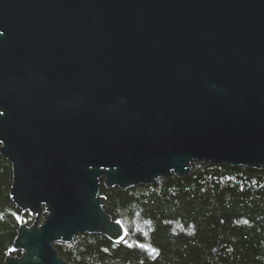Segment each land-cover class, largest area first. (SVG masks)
I'll return each instance as SVG.
<instances>
[{
	"label": "water",
	"instance_id": "1",
	"mask_svg": "<svg viewBox=\"0 0 264 264\" xmlns=\"http://www.w3.org/2000/svg\"><path fill=\"white\" fill-rule=\"evenodd\" d=\"M0 155L33 219L5 264L122 242L101 186L264 168V0H0Z\"/></svg>",
	"mask_w": 264,
	"mask_h": 264
},
{
	"label": "trees",
	"instance_id": "2",
	"mask_svg": "<svg viewBox=\"0 0 264 264\" xmlns=\"http://www.w3.org/2000/svg\"><path fill=\"white\" fill-rule=\"evenodd\" d=\"M191 167L184 178L127 190L101 186L104 212L124 227V240L77 235L53 245L59 257L70 264H264V168ZM11 182L0 155V264L19 224L33 222L12 202Z\"/></svg>",
	"mask_w": 264,
	"mask_h": 264
}]
</instances>
